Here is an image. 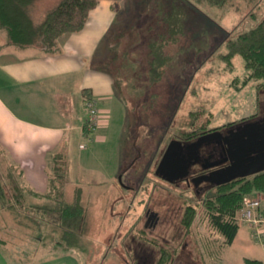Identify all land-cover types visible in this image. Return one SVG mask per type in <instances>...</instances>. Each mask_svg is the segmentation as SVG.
Returning a JSON list of instances; mask_svg holds the SVG:
<instances>
[{"label": "rangeland", "instance_id": "rangeland-1", "mask_svg": "<svg viewBox=\"0 0 264 264\" xmlns=\"http://www.w3.org/2000/svg\"><path fill=\"white\" fill-rule=\"evenodd\" d=\"M56 1L42 0L37 19H43L42 10ZM173 1L176 0H99L80 30L66 33L58 40L56 51H63L65 60L74 62L73 71L77 76L92 70L89 65L105 52L110 36L113 43V36L120 30L124 33L117 35L119 49H126L127 55L124 59L119 55L114 60L109 52L104 66L110 73L117 74L120 83L115 88L126 109L122 106V118L113 113L111 125L114 128L109 135L112 140L118 137L121 141L125 160L115 176V183L122 187L120 195L126 199L123 203L117 202L118 206L115 203L113 208L108 206L104 215L100 214L95 202L100 187L86 183L84 173H79L77 184L84 190L81 237L74 244L59 249L72 253L79 264H123L119 257L125 253L121 239L124 238V229L135 222L141 212L138 198L155 197L151 206L160 213L169 211L168 223L176 228L181 210L187 206L184 197L188 198L187 202L197 205L195 209L198 211L206 196L214 191L211 186L195 197L184 183L174 185L154 173L170 139L195 137L212 128L224 130L259 115L261 109L264 111V83L260 79L244 83L247 71L239 55L233 56L229 63L222 58L226 50L223 43L226 32L232 30L235 33L254 25L262 15L264 3L257 6V0H235L237 10L233 6L217 8L198 4L185 19L184 29L176 40L164 47L169 61L158 77L154 71L147 70L144 39L150 37L149 25L155 26L153 21ZM250 11L255 17L251 18ZM81 141L84 148L79 149L77 142L74 144L72 162L74 158L79 159V155L85 158L92 153L93 143ZM100 148L103 147L98 146ZM105 159L111 161L108 151ZM126 185L133 186V189L126 188ZM127 190L130 194L133 190L138 192L131 200L133 208L128 207L131 209L129 215L126 219L115 214L112 216L111 212L126 213V204L131 198ZM204 229L212 240L209 226L205 225ZM46 238L60 240L58 234L50 232ZM247 243L253 252L261 253L258 240L250 237ZM65 244L68 243L65 241ZM222 254L223 258L215 262L210 258L213 264H245L244 258L253 256L244 246L235 245L229 246Z\"/></svg>", "mask_w": 264, "mask_h": 264}, {"label": "trees", "instance_id": "trees-1", "mask_svg": "<svg viewBox=\"0 0 264 264\" xmlns=\"http://www.w3.org/2000/svg\"><path fill=\"white\" fill-rule=\"evenodd\" d=\"M41 1L0 0V28L6 32L10 44L54 52L58 48L59 38L66 33L80 30L89 11L99 2L57 0L52 6L42 10L44 17L39 20L36 16L40 11ZM256 3L259 6L264 0H257ZM198 4L217 8L233 6L237 10L235 0L171 2L153 21L155 26L152 23L149 25L150 37L144 39L147 47V70L154 71L155 76L159 77L163 73L169 61L164 47L176 40L184 29L185 19ZM253 14L250 11L251 18L255 17ZM261 14L251 27L235 33L229 30L224 37L226 50L222 58L229 63L233 56L241 57L247 71L244 83L251 79H260L264 83V10ZM123 33L120 30V33L113 36V43L112 39L109 42L108 50L114 60L119 55L123 59L127 58L126 49H119V36L117 37ZM107 62L108 60L102 64L103 67ZM121 67L122 64L119 69ZM111 75L116 87L120 83L116 78L117 74L111 72ZM67 168L66 156L61 152L54 154L51 158L47 188L44 192H38L22 180V171L6 157L5 151L0 147V249L9 252L10 264H32L45 255L46 251L74 244L81 237L80 226L83 223L84 210L80 189H75L71 201L64 198ZM213 187L214 191L206 196L198 211L195 209L197 205L190 203L185 206L187 211L182 220L196 252L207 264L218 261L219 249L232 243L239 226L235 215L242 205L243 197L259 192L263 196L264 204V170ZM205 225L211 229L209 231L212 233V240L204 229ZM48 232L58 234L60 240H49L46 238ZM244 261L246 264H262L255 259L246 258Z\"/></svg>", "mask_w": 264, "mask_h": 264}, {"label": "crops", "instance_id": "crops-1", "mask_svg": "<svg viewBox=\"0 0 264 264\" xmlns=\"http://www.w3.org/2000/svg\"><path fill=\"white\" fill-rule=\"evenodd\" d=\"M110 38L105 52L89 65L92 70L80 77L73 71L74 62L65 60L63 51L17 47L8 42L6 32L0 28V147L22 171V180L38 192L47 188L52 156L63 153L68 165L64 198L71 201L75 189L79 188L82 201L84 190L77 184V176L82 172L86 183L100 187L95 202L103 215L108 206L113 208L124 197L120 195L122 187L115 183L125 160L124 153L120 138L112 140L109 135L114 128L113 113L121 117L122 106L126 109L111 73L102 65L110 54ZM89 97L97 99L100 112L98 126L93 130L85 126V100ZM81 139L93 143L92 153L85 158L79 155L72 162V148L76 142L82 148ZM107 151L111 161L105 159ZM250 237L248 226H238L232 243L219 251L220 259L229 246H244L253 254L244 260L255 259L264 264V236L259 241L261 253L247 246ZM60 250H52L51 254L46 251L32 264H79L72 253ZM9 260V252L0 249V264H10Z\"/></svg>", "mask_w": 264, "mask_h": 264}, {"label": "flooded vegetation", "instance_id": "flooded-vegetation-1", "mask_svg": "<svg viewBox=\"0 0 264 264\" xmlns=\"http://www.w3.org/2000/svg\"><path fill=\"white\" fill-rule=\"evenodd\" d=\"M264 109V108H263ZM246 121H258L262 125L264 132V111L261 109L259 115H255ZM243 122V121H242ZM236 125L225 128L224 130L219 128H212L196 135L195 137L185 136L182 139H178L184 145L179 154L184 158L196 157V161L189 166V173L186 177L176 179L172 182H168L174 185L184 183L186 188H191L195 197L200 196L209 187L214 185L208 181L202 180L194 184L192 178L197 175L206 174L213 170H220L228 164V160H224L226 156V148L236 145L238 136L235 132L239 130L240 125ZM218 130L221 135L214 137L209 141L201 143L196 150H192L191 147L185 146L195 140L199 135ZM229 135L228 144L222 139L223 135ZM158 176V175H157ZM161 178L160 176H158ZM162 179V178H161ZM163 180V179H162ZM165 181V180H164ZM126 188L133 189V186L126 185ZM128 191L131 198L126 204L127 210L124 214L115 213L116 217L126 219L131 209L133 208L134 198L137 196V191ZM180 196V195H179ZM155 197L150 196V199L138 198V205L142 206L139 216L136 217V221L129 224L128 228L124 229V238L121 239L125 253L120 254L119 257L123 264H207L203 262V257L196 252L194 244L192 243L191 236L186 232L187 228L183 224V216L187 209L182 208L179 226L174 227L168 223L170 220V212L160 213L155 209L152 202ZM123 202L125 197L120 198ZM183 199V198H182ZM187 197H184L187 204ZM189 199L191 200L190 196ZM150 200V201H149ZM131 206V209L128 207ZM114 216V214H113ZM140 221V222H139ZM119 223V222H118ZM127 224V223H126Z\"/></svg>", "mask_w": 264, "mask_h": 264}, {"label": "water", "instance_id": "water-1", "mask_svg": "<svg viewBox=\"0 0 264 264\" xmlns=\"http://www.w3.org/2000/svg\"><path fill=\"white\" fill-rule=\"evenodd\" d=\"M236 133L238 141L233 147L228 144L229 135H223L222 139L228 144L224 160L228 164L220 170H213L206 174L194 176V184L205 180L213 185H220L238 177H246L264 170V132L258 121H243ZM218 130H212L199 135L188 144L194 151L205 142L220 136ZM184 145L180 140L172 138L168 141L155 169L154 173L163 180L172 182L186 177L189 173L190 164L196 161V157L184 158L179 150Z\"/></svg>", "mask_w": 264, "mask_h": 264}, {"label": "built area", "instance_id": "built-area-1", "mask_svg": "<svg viewBox=\"0 0 264 264\" xmlns=\"http://www.w3.org/2000/svg\"><path fill=\"white\" fill-rule=\"evenodd\" d=\"M88 117L85 126L89 130L95 129L99 123V106L96 98L89 97L85 100ZM263 196L259 192L245 195L242 205L238 209L235 219L238 225H246L251 230V236L258 241H263L264 236V213L262 211Z\"/></svg>", "mask_w": 264, "mask_h": 264}]
</instances>
